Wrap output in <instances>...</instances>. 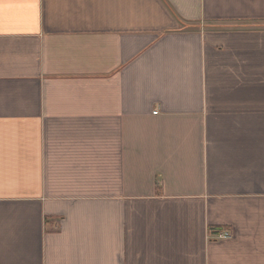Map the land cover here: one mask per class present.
I'll use <instances>...</instances> for the list:
<instances>
[{
  "label": "crops",
  "instance_id": "0c3cea01",
  "mask_svg": "<svg viewBox=\"0 0 264 264\" xmlns=\"http://www.w3.org/2000/svg\"><path fill=\"white\" fill-rule=\"evenodd\" d=\"M0 264H264V0H0Z\"/></svg>",
  "mask_w": 264,
  "mask_h": 264
},
{
  "label": "built area",
  "instance_id": "2783aa9c",
  "mask_svg": "<svg viewBox=\"0 0 264 264\" xmlns=\"http://www.w3.org/2000/svg\"><path fill=\"white\" fill-rule=\"evenodd\" d=\"M153 115H157V112H153ZM219 240L229 239L231 238V234L229 232H223L217 236Z\"/></svg>",
  "mask_w": 264,
  "mask_h": 264
}]
</instances>
